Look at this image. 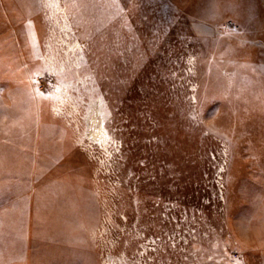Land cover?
I'll use <instances>...</instances> for the list:
<instances>
[{
    "label": "rangeland",
    "instance_id": "rangeland-1",
    "mask_svg": "<svg viewBox=\"0 0 264 264\" xmlns=\"http://www.w3.org/2000/svg\"><path fill=\"white\" fill-rule=\"evenodd\" d=\"M0 264H264V0H0Z\"/></svg>",
    "mask_w": 264,
    "mask_h": 264
},
{
    "label": "crops",
    "instance_id": "crops-1",
    "mask_svg": "<svg viewBox=\"0 0 264 264\" xmlns=\"http://www.w3.org/2000/svg\"><path fill=\"white\" fill-rule=\"evenodd\" d=\"M68 215H70V212H66V213H64V217L66 218V216H68ZM71 215H72V213H71ZM73 216V215H72ZM72 216H68V217H72ZM64 218V219H65ZM55 220H56V218H55ZM55 220H53V221H50V222H48V224H46V226H47V239H50V240H52L51 239V236L49 235L50 233H57V231H58V224L59 223H56L55 222ZM49 221V220H48ZM63 224V223H62ZM73 226V225H72ZM60 227V226H59ZM64 231H65V234L62 236V240H63V242L64 243H66V244H71V245H73L75 242H76V240L79 238V236H77L76 235V233L73 231V229H72V227H71V225H69V222H68V224H64ZM78 232V231H77ZM79 235V234H78ZM76 239V240H75Z\"/></svg>",
    "mask_w": 264,
    "mask_h": 264
}]
</instances>
